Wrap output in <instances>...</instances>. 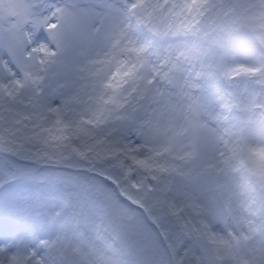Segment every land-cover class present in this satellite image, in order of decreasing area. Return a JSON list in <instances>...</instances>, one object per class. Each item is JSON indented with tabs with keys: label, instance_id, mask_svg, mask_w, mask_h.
<instances>
[{
	"label": "snow or ice",
	"instance_id": "snow-or-ice-1",
	"mask_svg": "<svg viewBox=\"0 0 264 264\" xmlns=\"http://www.w3.org/2000/svg\"><path fill=\"white\" fill-rule=\"evenodd\" d=\"M4 195L0 264H264V0H0Z\"/></svg>",
	"mask_w": 264,
	"mask_h": 264
},
{
	"label": "rangeland",
	"instance_id": "rangeland-1",
	"mask_svg": "<svg viewBox=\"0 0 264 264\" xmlns=\"http://www.w3.org/2000/svg\"><path fill=\"white\" fill-rule=\"evenodd\" d=\"M17 203V205L18 206H22L21 204L22 203H19L18 201L16 202ZM15 211V209L13 208V206L11 205V208H10V210H9V213L8 214H11V213H13Z\"/></svg>",
	"mask_w": 264,
	"mask_h": 264
}]
</instances>
